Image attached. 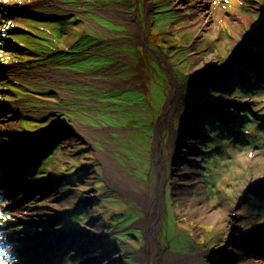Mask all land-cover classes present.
<instances>
[{
    "label": "rangeland",
    "instance_id": "374dc122",
    "mask_svg": "<svg viewBox=\"0 0 264 264\" xmlns=\"http://www.w3.org/2000/svg\"><path fill=\"white\" fill-rule=\"evenodd\" d=\"M114 165L161 254L264 264V0H0V264H145Z\"/></svg>",
    "mask_w": 264,
    "mask_h": 264
},
{
    "label": "bare ground",
    "instance_id": "6f19581e",
    "mask_svg": "<svg viewBox=\"0 0 264 264\" xmlns=\"http://www.w3.org/2000/svg\"><path fill=\"white\" fill-rule=\"evenodd\" d=\"M119 19H124V16L121 14V16L117 17ZM37 19V18H36ZM131 17H129L127 24L128 26L133 30V32L139 36L141 38L142 33H144L145 31H143L142 27H141V22H145V20H130ZM151 24V23H150ZM140 44V43H139ZM213 64L209 61H206L205 63H200V65L198 66V68L194 67L193 70L196 73H203V72H208L211 71L213 66ZM137 66L139 68H141V72L137 73L136 77H140L142 76V78L144 77L145 73L143 71V67L140 66L139 64H137ZM109 72V71H108ZM125 74L131 73V72H124ZM10 85V84H9ZM179 90L180 87H177L174 89L173 93L171 94L170 98H169V102L167 105V113L168 114H173L178 106V99H179ZM103 92H108V90H101ZM101 91L99 90V92L101 93ZM103 92L101 94H103ZM159 138H157V142L156 145L159 144ZM103 151V150H102ZM182 151V150H181ZM183 154L182 159H184L186 162L189 160L192 162V157L189 156V159H187V152H181ZM112 158V157H111ZM161 160V157H158ZM100 159L108 164L110 161V157L104 153V152H100ZM113 159V158H112ZM114 160V159H113ZM109 161V162H108ZM188 161V163H189ZM160 165L162 166V161L160 163ZM160 166V170H161V177H162V181L164 179H166V172L164 171L163 167ZM113 167V168H112ZM110 166V168H108V171H110V173H108V175L110 176V180L109 182L111 183L112 186H114L115 190H120L123 191L128 197H130L131 200H136L140 203H143L146 207V210L148 211V219L144 220V226H145V231L147 233V238H148V242H149V246H148V251L144 252V256H143V261L145 264H191L192 261L189 259H176V256L174 254H168V255H163L158 251V245H159V240H158V234H159V215H160V205L158 204V200H153L147 190H141L138 188V186L134 185V181L132 179L133 174L131 175H127L128 172L126 171H119L120 167L118 166ZM133 173H135V170L133 171ZM112 175L114 177H112ZM250 179L247 181L249 182ZM261 179L254 181V183H258L260 182ZM262 182L264 183V176L262 179ZM107 183V182H106ZM257 185V184H256ZM158 191H161V186H162V182H160L158 184ZM108 188V187H107ZM109 189V188H108ZM122 189V190H121ZM160 189V190H159ZM88 226V225H87ZM89 228V227H87ZM80 235H83V233H80ZM79 237V235H78ZM253 264H257L256 262H254Z\"/></svg>",
    "mask_w": 264,
    "mask_h": 264
}]
</instances>
